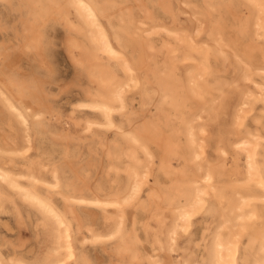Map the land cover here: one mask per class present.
Returning <instances> with one entry per match:
<instances>
[{"label":"rangeland","instance_id":"obj_1","mask_svg":"<svg viewBox=\"0 0 264 264\" xmlns=\"http://www.w3.org/2000/svg\"><path fill=\"white\" fill-rule=\"evenodd\" d=\"M91 1L112 18L115 28L122 31L126 50L140 66L141 71L149 79L153 78L158 88L161 87V83H179L180 87L175 92L184 95V99L176 107V112L167 117L169 108L162 106L157 97L152 96L149 103L137 94L126 93L124 97L126 103L130 105L131 115L127 117H122L118 113L113 115L115 123L123 131L138 135L143 143L148 144L156 157L149 182L142 185L137 197L127 205L124 204L123 208L125 240L140 252L141 258L138 264H150L145 256L154 252L158 254L160 264H172L176 261L174 255L173 258H169L164 250L165 226L170 221L173 204L187 193L190 186L188 181L196 172L195 167L192 164H186L185 161L189 149L185 142V126L180 123L182 118L189 121L198 115L202 116L203 120H195V123L204 124L208 130L205 138L207 158L217 174L215 185L224 189L226 193L223 204H217L220 212L215 219L199 218L196 221L191 242L193 252L200 254L201 237L206 227L210 229L215 227L220 219L219 214L229 208V203H233L234 191L251 192L255 196L254 205L264 218V202L261 200L260 193L242 189L237 183H233L236 180L235 172L219 170V166L224 161L220 157L221 148L231 156L239 173L242 172L231 147L232 135L229 132L232 130L231 121L241 91L251 87V84L245 81L244 74L246 73L252 81L264 83V74L261 71L264 68L261 55L262 44L261 41L254 40L250 28L252 7L243 0H232V2L227 0H212L213 2H205V0ZM18 8L17 0L10 3L0 1V50H5L4 53L8 54L3 53L7 56L6 62L13 73L23 80L26 79L27 82L34 79L32 83L39 87L38 94H42L39 98H42L43 106L49 111L45 113L49 115L47 119L49 126L41 129L35 137L36 154L47 158L53 166L66 167L68 182L71 184L74 182L72 185L83 194L97 195L106 201L123 199L130 184V168L135 167V163L130 162L126 156L129 147L121 134L114 129L106 130L93 126L92 131L86 133L85 122L100 119L95 112L78 108L80 101L87 100L91 96L102 95L109 99L113 85L123 79L120 68L113 69V75L106 80L107 86L103 87L105 82H100L102 75L99 69L108 70L107 63L103 62L101 66L94 60L92 45L83 27L77 25L76 29L70 30L53 18L48 19L42 27L40 41L42 46L33 50L26 48L24 41L29 34L25 25L28 9ZM145 14L147 17H144ZM122 17H125V21H121ZM198 19L205 22L201 42L206 46L208 44L205 60H203V64L207 67V74L203 79L206 83L202 80L198 82L203 90L204 98L188 90L187 70L191 60L185 58L174 64L164 60L167 41L164 29L177 33H185V31L189 33ZM72 20L78 24L75 18L72 17ZM141 20L144 27L140 26L142 30L139 31L138 26ZM143 29L150 34L148 38L155 46L154 51L149 48L147 42H142L141 38L135 35L138 31H144ZM216 39L221 40L220 44L225 51L224 56H220L217 52ZM70 40L80 45L79 51L75 49L73 53L71 52ZM179 53L178 46L170 47L172 58L178 59ZM189 55L195 60H200L198 53L190 52ZM92 63L97 66L94 70L89 67ZM104 78L106 79V76ZM256 129L264 136V106L260 101L253 102V112L246 119L245 128L241 131L243 134L246 130L253 132ZM170 141L178 142L183 151L180 160L175 155L170 157L173 172L178 169H185L186 172L185 177L178 182L173 175H166L159 165L163 157V148ZM22 143L21 126L0 102V163L8 161L15 168H21L22 164L16 158L17 163L9 162L10 155L14 157L15 155L8 150L15 149ZM110 152L111 155H108ZM135 155L137 164L145 163L146 159L140 149H136ZM78 180L81 181L78 183ZM49 182L48 175L40 173L39 182L31 184V187L42 195L50 196L61 210H69L68 205L64 203V197L70 194L72 189L64 184L49 188L46 185ZM155 193H158L159 199L153 196ZM16 206L21 212L20 216L16 212ZM73 209L75 216L73 213L74 218L71 219V224L74 244L86 256L85 263L77 264H128L127 257L121 258L115 255L114 248L118 242L91 244L85 240L87 228H91L96 233H103L108 228L106 216H115L113 207H106V214L95 206L80 205ZM157 213L161 215L158 216ZM161 218L163 223H159ZM262 228L261 222H258L257 226L246 229L241 239L238 264H253L260 256L259 235ZM55 235L56 228L53 221L32 202L23 201L18 195L6 192L0 208V257L5 264L10 261L13 264H44L52 253ZM180 246L182 249L179 252L189 247L185 241H181Z\"/></svg>","mask_w":264,"mask_h":264},{"label":"bare ground","instance_id":"obj_2","mask_svg":"<svg viewBox=\"0 0 264 264\" xmlns=\"http://www.w3.org/2000/svg\"><path fill=\"white\" fill-rule=\"evenodd\" d=\"M0 1L10 3L13 0ZM17 1L19 8L28 9L25 25L27 26L29 34L24 41L26 48H32L31 50H33L39 49L42 46L40 45L42 27L48 19L53 18L60 21L66 28H70V30L72 28L76 29L77 25L83 27L87 39L92 45L94 60L101 66L103 62L107 63L108 70L99 69L102 75L100 82H105L103 87L107 86L106 80L113 75V69L115 67L120 68L123 79L121 82L113 85V88L110 90L109 99L102 95L99 97L91 96L87 100L80 101L78 103V108L95 112L100 119L99 121L87 120L85 122L86 133L91 132L93 126H98L106 130L114 129L121 134L125 144L129 147L126 156L130 162L135 163V167L130 168V171L128 170L130 184L123 199L106 201L97 195H85L78 191L72 185L74 182H72V184L68 182L66 175L68 172L65 170L66 167L64 168L62 165L63 168L53 166L47 158L36 154L37 146H35L34 142L35 137L40 133L41 129L49 126V122L47 121L49 115L45 114L49 111L43 106L44 104L41 102L42 98H39L42 97L39 96L42 94H38L39 87L32 83L34 79L30 78L33 79V81L29 80L31 82H27L26 79L23 80L13 73L10 65L6 62L5 58L7 56H4V54H8L4 53L5 50H0V102L3 104L5 110L15 118L23 130V143L21 146L8 150L9 153L15 155V157L10 155L9 162L15 164L17 163V159L22 164L21 168H15V166L12 164L10 165L8 161L6 163H0V208L6 192L18 195L23 201L32 202L43 214L53 221L56 228L54 247L48 260L44 264H77L80 262L85 263L86 256L83 254L82 250L77 249L74 244L71 224V219L75 216L73 208L80 205L95 206L106 214V207L112 206L115 211V216H106L108 228L103 233H96L91 228H87L85 240L91 244L118 242V245L114 248L115 255L121 258L127 257V261H129L128 264H138L141 258L140 252L129 245L125 240L126 229L123 208L124 204L127 205L131 200L137 197L141 186L149 182L156 157L148 144L143 143L138 135L123 131L122 128L115 123L113 115L116 113L120 114L122 117L131 115L132 111L130 105L126 103L124 95L126 93H134L139 95L142 99L148 100L149 103H151L152 96L157 97L162 106H167L169 108V113L167 114V117H169L176 112V107L179 106L180 101L184 99L183 94L175 92L178 91L180 84H163L160 82L161 84H159L161 87L159 86L160 88H158V85L154 83V79H149L127 52L126 46L123 43L122 31L115 28L112 23V18L98 9L91 0ZM163 1L170 2V0ZM208 1L212 0H205V2ZM227 1L232 2V0ZM243 1L253 9L250 28L254 40L261 41V55L264 60V0ZM143 12L144 11H142V13ZM145 15L146 16H143L147 17V14ZM72 17L77 20L78 24L72 20ZM126 19L129 20V18ZM121 21H125V17H122ZM139 23L138 30L140 31L142 30L140 26H143L144 23L142 20ZM143 30L142 32H136L135 35H138L142 42H147L149 48L153 49L155 46L148 38L150 34L146 29ZM204 30L205 22L199 19L196 20L195 26L189 33H186V31L185 33H177L164 29V33L167 37L164 60H168L170 64H174L185 58L191 60L187 70L188 90L190 93L200 95L202 98H204V94L198 82L199 80L205 82L206 80L203 79L207 74V67L203 64V60H205L208 44L206 46L205 43L201 42V35ZM216 40L217 42H214L218 43L217 52L220 56H224L225 51L224 47L220 44L221 40ZM69 43L72 53L75 49L79 51L80 45L76 41L70 40ZM223 43L226 42L223 41ZM173 45L180 48L178 59H174L170 56V47H173ZM188 52L198 53L200 55V60H195ZM223 61L225 60L223 59ZM89 65L91 70L97 67L96 64L93 63ZM261 71L264 74V68ZM104 76H106V79ZM244 79L251 84V87H246L245 90L241 91L237 108L231 121L232 130L229 132V134L232 135L231 147L242 172L239 173V169L234 165L235 162L231 159V156L225 149L221 148L219 150L220 157L223 158L224 161L219 166V170L226 169L235 172L236 180H234L233 183H237L242 189L257 191L260 193L261 200L264 202V136H262L258 129L253 132L246 130L243 134L241 131L242 128H245L246 119L253 112V102L260 101L264 106V83L250 80L246 73L244 74ZM41 89L40 86V90ZM195 120H203V118L201 115H198L195 119L189 121L184 118L180 119V123H183L185 126V142L189 149V154L187 157L185 156V161L186 164H192L196 172L193 174L190 181H188L190 186L187 193L172 206L170 221L165 226L164 250L168 253L169 258H173V255L176 258V261L172 264H238L240 259L241 239L246 229L252 226L255 227L258 225V222H261L263 227L259 235V251L261 254L253 264H264V218H262L259 209L255 207V196L251 192L243 193L234 191L233 203H229V208L219 214L220 219L215 227L213 229L206 227L205 233L201 237L202 251L200 254L197 255L192 250V232L196 221L199 218L215 219L218 212H220L217 208V204L221 205L226 200L224 189H220L215 185L217 174L207 158V143L205 138L208 130L204 124H196ZM53 136L55 135L53 134ZM136 149H140L146 159L145 163L142 165L137 164L138 160L135 155ZM163 149V157L159 163L160 168L166 175H173L174 179H176L175 181L178 182L185 177L186 172L185 169H178L173 172L170 157L171 155H175L178 156L180 160L183 152L182 147L178 142L170 141L166 143ZM111 152L108 155H111ZM40 173H46L48 175L50 182L46 185L49 188L64 184L72 189V192L64 197V203L68 205L69 210H61L54 204L50 196L42 195L31 187V184L39 182ZM79 181L81 180H78V183ZM153 196L157 199L160 198L158 193L153 194ZM16 208V212L20 216L21 212L17 206ZM73 213L74 216H72ZM157 214L158 216L161 215V213ZM163 222V218H161L159 223ZM181 241H185V244L189 246L183 249V252H179L182 249L180 246ZM145 257L150 264H160L158 254L155 252ZM0 264H5L1 257ZM8 264H13V262L10 261Z\"/></svg>","mask_w":264,"mask_h":264}]
</instances>
